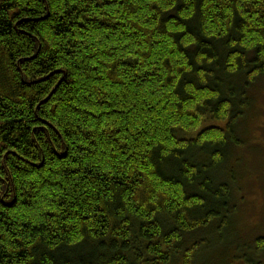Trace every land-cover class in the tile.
Segmentation results:
<instances>
[{
    "label": "trees",
    "instance_id": "16d2710c",
    "mask_svg": "<svg viewBox=\"0 0 264 264\" xmlns=\"http://www.w3.org/2000/svg\"><path fill=\"white\" fill-rule=\"evenodd\" d=\"M262 81L264 0H0V264H196Z\"/></svg>",
    "mask_w": 264,
    "mask_h": 264
},
{
    "label": "rangeland",
    "instance_id": "374dc122",
    "mask_svg": "<svg viewBox=\"0 0 264 264\" xmlns=\"http://www.w3.org/2000/svg\"><path fill=\"white\" fill-rule=\"evenodd\" d=\"M251 94L252 112L243 124L246 145L230 167L237 214L222 234L206 237L196 264H242L254 242L264 239V81ZM256 260L264 264V250Z\"/></svg>",
    "mask_w": 264,
    "mask_h": 264
}]
</instances>
